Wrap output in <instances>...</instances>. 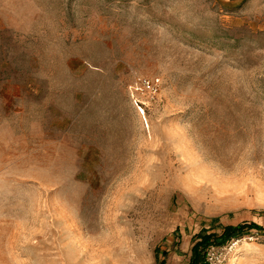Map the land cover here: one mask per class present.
Segmentation results:
<instances>
[{
    "label": "rangeland",
    "instance_id": "374dc122",
    "mask_svg": "<svg viewBox=\"0 0 264 264\" xmlns=\"http://www.w3.org/2000/svg\"><path fill=\"white\" fill-rule=\"evenodd\" d=\"M241 223L264 228V0H0V264H188ZM206 254L264 264V231Z\"/></svg>",
    "mask_w": 264,
    "mask_h": 264
},
{
    "label": "trees",
    "instance_id": "16d2710c",
    "mask_svg": "<svg viewBox=\"0 0 264 264\" xmlns=\"http://www.w3.org/2000/svg\"><path fill=\"white\" fill-rule=\"evenodd\" d=\"M250 230L264 231V228L256 224L241 223L235 226H225L220 234H207V231L201 230L197 235V242L191 248V255L188 264H204L206 249L210 245L223 246L233 239L244 235ZM156 264H165L164 260L158 259V250H154Z\"/></svg>",
    "mask_w": 264,
    "mask_h": 264
},
{
    "label": "built area",
    "instance_id": "2783aa9c",
    "mask_svg": "<svg viewBox=\"0 0 264 264\" xmlns=\"http://www.w3.org/2000/svg\"><path fill=\"white\" fill-rule=\"evenodd\" d=\"M146 88H149V86H150V84L149 83H146V82H144V84H143ZM213 249L214 248H210V252H212L213 251ZM207 254H210V253H207ZM206 254V255H207ZM205 261H207L206 263H208V264H220L219 262H215V263H211V261H210V259L208 260L207 258H206V260Z\"/></svg>",
    "mask_w": 264,
    "mask_h": 264
},
{
    "label": "bare ground",
    "instance_id": "6f19581e",
    "mask_svg": "<svg viewBox=\"0 0 264 264\" xmlns=\"http://www.w3.org/2000/svg\"><path fill=\"white\" fill-rule=\"evenodd\" d=\"M179 216H180V214H179ZM177 217H178V215H177ZM177 257H178V256H177ZM175 258H176V257H175ZM175 258H174V259H175ZM173 263H174V262H173Z\"/></svg>",
    "mask_w": 264,
    "mask_h": 264
}]
</instances>
